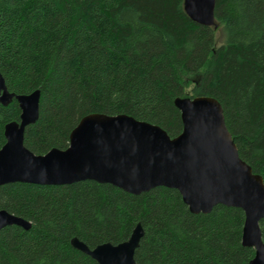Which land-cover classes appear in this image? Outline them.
I'll list each match as a JSON object with an SVG mask.
<instances>
[{
    "label": "trees",
    "instance_id": "1",
    "mask_svg": "<svg viewBox=\"0 0 264 264\" xmlns=\"http://www.w3.org/2000/svg\"><path fill=\"white\" fill-rule=\"evenodd\" d=\"M215 14L217 28L193 21L184 0H0V71L10 92L41 94L26 147L67 149L92 113H125L174 138L184 128L175 99L207 96L221 103L241 158L264 179V0H217ZM21 113L16 98L0 105V149ZM0 209L31 222L1 229L0 264H99L71 239L118 244L139 222L140 264H248L255 256L242 243V208L193 213L166 186L133 194L91 179L13 182L0 185ZM260 226L264 239V218Z\"/></svg>",
    "mask_w": 264,
    "mask_h": 264
},
{
    "label": "water",
    "instance_id": "2",
    "mask_svg": "<svg viewBox=\"0 0 264 264\" xmlns=\"http://www.w3.org/2000/svg\"><path fill=\"white\" fill-rule=\"evenodd\" d=\"M217 0H184L189 17L217 28ZM40 90L29 94L9 91L0 71V105L16 98L20 121L6 125L0 149V185L24 182L63 185L82 180L112 183L139 194L157 186L176 188L193 213H209L218 204L245 211L242 243L255 248L248 264H264V179L241 158L229 131L221 103L212 97H178L183 132L172 138L159 125L122 113H92L81 119L67 149L36 154L25 145V130L39 119ZM9 225L26 229L31 222L0 209V231ZM145 230L139 222L129 239L91 248L73 237L71 244L99 264H140L135 258Z\"/></svg>",
    "mask_w": 264,
    "mask_h": 264
},
{
    "label": "rangeland",
    "instance_id": "3",
    "mask_svg": "<svg viewBox=\"0 0 264 264\" xmlns=\"http://www.w3.org/2000/svg\"><path fill=\"white\" fill-rule=\"evenodd\" d=\"M218 30H219V29H218ZM218 30H217V32H219ZM220 34H221V32H220ZM218 35H219V34H218ZM218 43H220V35H219Z\"/></svg>",
    "mask_w": 264,
    "mask_h": 264
}]
</instances>
